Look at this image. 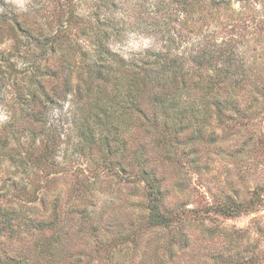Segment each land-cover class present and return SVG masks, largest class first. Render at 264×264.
Here are the masks:
<instances>
[{"label": "trees", "instance_id": "16d2710c", "mask_svg": "<svg viewBox=\"0 0 264 264\" xmlns=\"http://www.w3.org/2000/svg\"><path fill=\"white\" fill-rule=\"evenodd\" d=\"M233 1L249 3L251 0H154L151 21L143 29L157 37L161 47L145 48L129 57L109 48L110 39L123 36L126 26L109 16H101L99 7H106L107 3L100 1L96 15L88 17L90 47L88 50L77 48L82 60L65 62L68 57L63 46L60 47L62 58L54 65L33 63L18 68L8 63L5 66L7 75L0 77L1 85H5V78L15 90L27 121V136L31 138L24 152L19 151L22 142L14 141L17 153H30L40 137L41 158L51 166L58 164V125L51 119L50 111L61 108L70 96L71 123L80 140L79 148L88 151V145L97 143L105 167L125 175L134 168L136 181L143 184L146 203L141 212L134 215L131 209L127 210L126 220L110 216L104 227L119 231L123 241L119 250H108L105 264H143L146 257L154 264H179L180 256L188 249L198 247L200 254L205 248L202 243L191 247L188 233L182 228L187 210L179 208L183 189L178 175V157L187 151L195 156L193 165L199 166L200 159L196 155L207 151L216 141L215 128L234 124L247 127L259 96L264 97V69L254 73L231 40L217 41L209 34H202L195 37L198 38L196 46H187L194 39L188 32L196 23L198 12L207 6L226 12ZM233 12L231 9V14ZM14 21L21 28L20 22ZM42 35L40 31L26 38L36 48L44 50L50 46L55 52L52 44L57 35L49 39ZM44 51L47 52V48ZM74 72L75 80L72 79ZM15 132L12 129V139H17ZM8 144L9 141H0V150ZM16 156L10 152L9 159L23 164L24 156L18 159ZM167 167L173 168L175 174L171 176ZM257 191H253V197L247 202L214 203L207 208L235 215L253 208ZM167 193L174 194L169 204L165 201ZM1 210L0 231L10 228L11 233L43 236L51 232L43 237L42 243L35 241L26 252L4 255L2 264H84L81 253L73 256L58 244L69 230L88 231V206L62 211L53 208L47 217L24 222L20 221L22 217L15 208ZM73 213L80 216L74 218ZM15 218L19 220L13 221ZM140 224L156 233L145 241L139 259L125 262L127 251L121 254L129 245L125 240ZM178 224H181L178 238L173 234L167 237L166 231ZM89 225L97 229V224ZM200 230L202 235L215 233V228L207 226H201ZM238 244L232 240L225 248L227 251L232 248L235 253ZM176 247L181 250L180 256L176 255ZM215 259L213 263L207 259L202 263L218 264Z\"/></svg>", "mask_w": 264, "mask_h": 264}, {"label": "rangeland", "instance_id": "374dc122", "mask_svg": "<svg viewBox=\"0 0 264 264\" xmlns=\"http://www.w3.org/2000/svg\"><path fill=\"white\" fill-rule=\"evenodd\" d=\"M100 1L107 3L106 7H99L101 16H109L126 26L123 36L110 39L108 45L112 51L129 57L145 48L161 47V41L143 29L151 21L154 0H0V77L7 75L4 71L8 63L16 64L18 68L33 63L54 65L62 58L60 47L63 46L68 57L65 62L82 60L77 48L88 50L90 47L88 17L96 15ZM231 9L234 10L232 14ZM14 20L20 22L21 28ZM190 27L188 33L194 39L187 43L188 47L196 46L198 38L195 37L202 34H209L217 41L229 39L254 73L264 69V0L233 1L226 12L204 7L197 13L196 23ZM40 31L48 39L57 35L52 44L55 52L50 46L44 47V50L47 48L45 52L27 40L26 35ZM72 79L75 80V72ZM1 82L0 141H9V144L0 150V213L3 207L15 208L22 217L20 221L24 222L47 217L53 208L62 211L88 206V231L69 230L58 246L73 256L81 253L84 264L107 263L108 250L117 251L123 243L119 231L104 228L110 216L126 220L127 210L131 209L136 215L146 203L143 184L136 181L134 168L126 175L115 173L101 161L103 156L97 143L88 145V151L79 148L80 140L71 123L70 96L63 101L61 108L50 111L51 119L58 125V164L51 166L41 158L40 137L35 140L30 153H17L14 141L22 142L19 151L24 152L31 138L27 136V121L15 90L5 78V85L2 86ZM248 123L247 127L239 124L216 127V141L207 151L196 155L200 159L199 166L193 165L195 156L187 151L178 157V175L183 189L179 208L187 210L182 228L188 233L191 247L205 244L200 254L197 247L188 249L181 256V250L176 247L179 264H204V259L213 263L215 257L218 264H264V97L259 96ZM12 129L16 130L17 139H12ZM10 152L17 154L16 159L24 156L23 164L11 161ZM166 169L171 176L175 174L173 168ZM256 189V204L252 209L230 216L207 208L214 203L247 202ZM172 197L174 194L167 193V204ZM73 214L74 218L80 216L79 213ZM89 223L97 224V229L93 230ZM138 226L125 240L129 244L121 252L127 251L125 262L139 259L145 241L156 233L142 228L141 224ZM201 226L215 228V233L202 235ZM180 228L181 224H178L166 231L167 237L173 234L177 239ZM7 230L0 231V264L4 255L26 252L35 241L40 244L43 237L51 233L47 231L43 236ZM232 240L239 243L235 253L232 248L229 251L225 248ZM146 258L143 264H154L153 260Z\"/></svg>", "mask_w": 264, "mask_h": 264}]
</instances>
